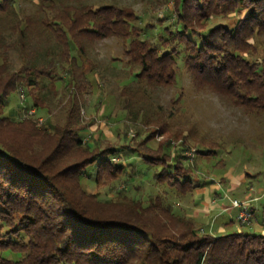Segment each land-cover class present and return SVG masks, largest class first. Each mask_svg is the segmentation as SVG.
Segmentation results:
<instances>
[{
    "label": "trees",
    "instance_id": "16d2710c",
    "mask_svg": "<svg viewBox=\"0 0 264 264\" xmlns=\"http://www.w3.org/2000/svg\"><path fill=\"white\" fill-rule=\"evenodd\" d=\"M23 1L34 12L23 14ZM166 2L170 21L161 25L102 0H0V264H264V235L199 231L170 201L204 186L185 153L210 157L222 146L174 140L168 122H144L136 107L147 91L174 85L182 65L196 88L264 115V0ZM109 38L123 42L129 75L142 84L119 89L124 135L131 126L144 133L119 149L125 163L114 146L81 135L80 103L96 76L86 47ZM43 79L69 88L62 125L28 115L43 108ZM12 93L24 94L13 117L4 112ZM138 160L164 195L144 200L119 188L135 181Z\"/></svg>",
    "mask_w": 264,
    "mask_h": 264
},
{
    "label": "rangeland",
    "instance_id": "374dc122",
    "mask_svg": "<svg viewBox=\"0 0 264 264\" xmlns=\"http://www.w3.org/2000/svg\"><path fill=\"white\" fill-rule=\"evenodd\" d=\"M102 1L130 6L140 13L145 12L147 21L160 19L161 25L170 21L166 16L172 10V3H167L166 0ZM35 8L27 1L22 2L23 14H30ZM86 48L85 59L92 64L96 76L92 88H86L80 103L83 105L81 116L85 127L81 131L82 140L88 145H109L118 150L126 145L134 148L135 143L144 137V133L137 136V126H131L124 135V123L117 122L123 117L117 110L121 102L119 89L122 86L134 89L142 84L129 75L123 54V42L117 38H109L93 42ZM10 57L11 67L16 69L19 65L16 53L12 51ZM57 73L61 75V71L57 70ZM195 86L189 73L181 65L174 85L158 86L153 91H147L146 101L142 102L143 97L136 106L144 114V122H168L170 135H174V140L189 139L192 143L199 142L202 145L215 141L222 146V149L210 157L196 158L193 149L185 153L189 162L196 160L195 173L204 181V186L192 195L186 194L170 201L181 213L194 220L199 231L203 230L214 236L237 231L259 234L264 231V115H247L241 108L228 104L224 95L204 89L201 85L199 89ZM23 95L10 94L6 98L8 105L4 112L15 116L16 110L21 109ZM68 95L69 88L62 80L57 79L51 85L48 79H43V90L40 94L43 108L34 110L35 118L41 121L47 118L51 124L62 125L66 118L65 102ZM108 114H111L110 119L106 117ZM162 138L161 135L156 136L152 145H156ZM119 152L114 158L115 162L125 163L124 157L128 153ZM141 163L138 160L134 167L135 181L124 188L120 185L119 188L124 189L130 196L137 195L144 200L148 195L150 198H154L156 193L162 192L164 195V191L154 181L148 176L140 175L144 172L140 169ZM82 182L87 187L93 186L89 180ZM214 185L222 188L216 190L217 195L210 192ZM165 198L168 200L170 196L165 194ZM203 198L205 202L202 206H206H203L206 209L203 214L211 212L204 216L200 214L199 217L197 211L201 208L200 202ZM244 199L250 200L248 210L253 206L255 212L249 222L248 219L242 223L237 218L239 209L231 207V201Z\"/></svg>",
    "mask_w": 264,
    "mask_h": 264
},
{
    "label": "built area",
    "instance_id": "2783aa9c",
    "mask_svg": "<svg viewBox=\"0 0 264 264\" xmlns=\"http://www.w3.org/2000/svg\"><path fill=\"white\" fill-rule=\"evenodd\" d=\"M34 110H29L28 115H33ZM38 122H42L40 119H37ZM250 204V200L244 199V200H232L231 201V207L239 209V214L237 216L238 220L242 223L246 222L249 219V211L248 207Z\"/></svg>",
    "mask_w": 264,
    "mask_h": 264
},
{
    "label": "crops",
    "instance_id": "0c3cea01",
    "mask_svg": "<svg viewBox=\"0 0 264 264\" xmlns=\"http://www.w3.org/2000/svg\"><path fill=\"white\" fill-rule=\"evenodd\" d=\"M218 189H222V188L219 187L218 185H214V186H212L210 192H211V193H215L216 190H218ZM223 190H224V189H223ZM224 193H225V192H224ZM199 201H200V199H199ZM203 202H205V199H204V198H203V200L200 202V204H201L200 207H201V208H199V210L197 211V212L199 213V217H200V214H203V213L206 211V209H204V207H206V206H205L204 204H203L204 207L202 206V203H203ZM209 212H211V211H207L206 214H209ZM198 213H197V214H198ZM206 214H203V216L206 215ZM262 228H263V227H261V230H262ZM261 233L264 234V231H262Z\"/></svg>",
    "mask_w": 264,
    "mask_h": 264
}]
</instances>
